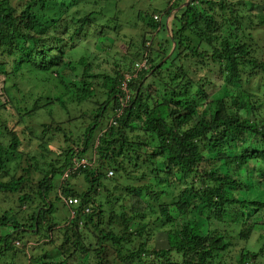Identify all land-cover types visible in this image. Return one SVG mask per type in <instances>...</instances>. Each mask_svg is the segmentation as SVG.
Wrapping results in <instances>:
<instances>
[{"label":"trees","instance_id":"16d2710c","mask_svg":"<svg viewBox=\"0 0 264 264\" xmlns=\"http://www.w3.org/2000/svg\"><path fill=\"white\" fill-rule=\"evenodd\" d=\"M163 1L134 15L119 0H0V196L17 203L2 208L0 197V264H264V1L255 13L249 0ZM121 26L139 36L119 35ZM111 34L107 53L93 47L75 61L79 45ZM40 74L58 78L62 110L63 97L79 107L65 122L85 126L73 141L79 126L41 124L40 152L25 154L17 124L39 110L52 117L54 103L21 106L7 83ZM60 132L66 147L50 151L47 136ZM81 157L89 166L63 178ZM80 178L82 192L70 183ZM54 198L67 219H57Z\"/></svg>","mask_w":264,"mask_h":264},{"label":"rangeland","instance_id":"374dc122","mask_svg":"<svg viewBox=\"0 0 264 264\" xmlns=\"http://www.w3.org/2000/svg\"><path fill=\"white\" fill-rule=\"evenodd\" d=\"M252 3V7H251V12L255 13L257 11H259L260 9H262L261 5L256 4L257 2H261L263 3L264 0H249ZM165 6V1L163 0H119V5L118 8L120 9H127L129 7H133L135 9V11H133L134 15L136 10L139 9H144V12L149 13L152 12V10H162L163 7ZM98 7H100L99 9H97ZM97 10H101V9H105L106 6L103 4V2L101 1L98 6H97ZM106 10V9H105ZM128 14H132L131 11H127L126 12V16ZM110 16H112L110 13H106V15L104 14V18L105 20H107ZM99 23L103 22L102 19L98 20ZM140 23V22H139ZM123 33H127V35L130 34H135L137 37L139 36V32L138 30H136L134 33L130 31V29L128 27H122L119 28L118 30V34H123ZM255 37H260V34H254ZM136 36H133L136 39ZM115 36H113V34L110 35V37L107 36L106 37H102L99 38L98 40H88L87 42H85L87 44L88 49L84 48V44L83 45H79V47L76 48V52L77 55L74 58L75 61L78 59V57L81 54H86L87 53L84 52V50H88L90 51V48H95L92 49L93 51H95V55L97 56H101V54H105L107 52H105V49H103V46H101V43L105 46H111L112 43H115L114 41L116 40L114 38ZM133 38V39H134ZM134 39V40H135ZM117 45V44H115ZM118 50H121L122 52H125L127 49L126 47L123 45L122 42L118 43L117 46ZM98 50V51H96ZM106 56V55H105ZM104 61V56L100 57L98 60H96V62H103ZM95 62V63H96ZM111 67V63L107 66V68ZM71 77H73V75L71 74ZM58 78L54 75V74H47V75H26L24 77H20L17 79L12 80L11 82L7 83V87L9 92L11 93V95L17 99V101H19V105L21 106H30L33 104L34 100L36 99L38 101V105L37 106H44L47 105L49 103H54V105L51 107L52 109V117L51 115H49L45 110H39L37 113V116H35V118L32 119H27L26 120V124L21 125V124H17V120L18 118L16 117V121L13 119V114H15L14 109L8 110L9 114H10V120L12 125H10V127H15V123L17 124V129L18 131H22L21 136L23 138V145L21 147V151L24 152L25 154H28L29 152H33V154H38L40 152L39 149V144L40 141H38L37 139L34 138L35 135H37L38 137H41L42 134V127L41 124H50L51 121H55V123L52 124V126L57 125L56 123H59L58 125L61 126V128L65 129L66 132L69 131L74 125L75 126H79L80 127V131L74 132V136L73 138H75V140L73 141H77L78 137H76V133L81 134L83 132V128L85 125H82L78 120H75L73 122H69L66 123L65 121L68 118H72V117H76L77 115H80L81 112L78 111L79 107H76L75 101L72 100L71 98H64V103L65 106L67 107L68 112L62 110V107L59 105L58 102H56V98L61 95V87L58 83ZM16 85L13 86V85ZM229 90V88H228ZM225 91H227L226 88H222L218 93L215 94L214 98L215 99H219V98H223L225 97ZM55 100V102H53ZM112 116L111 111L105 115V118H103L101 121H99V126L95 131V136L94 139L102 132L106 129V127L108 126L110 117ZM53 119V120H52ZM85 123V122H84ZM13 127V128H14ZM30 128L31 132L29 131L28 128ZM61 133V132H60ZM59 134V133H58ZM47 138H49L48 143L49 145L47 146V149H49L50 151H54V149H57L59 146L62 147H66V144L64 143V137L62 135V133L60 135H57L56 133L54 135L51 136V134H49L47 136ZM94 139L91 143V145H89L88 148V155H90V153L93 151L94 145ZM227 154H230V150L227 151ZM51 158H55L54 153L52 152V155H48L46 158H44V160H42L41 158H39V163L41 166L42 163L46 162H50ZM24 165V164H23ZM36 179H37V175L34 174ZM70 183L73 185V187L75 188L76 191L78 192H82L83 190H85V188L87 187V185L85 184L84 180L82 178L80 179H76L74 181H70ZM2 199V203H1V207L2 208H6L8 209L9 207H14L15 205H17V203H15L16 198L8 195V196H4L1 195L0 196ZM53 203V210H54V214L57 216V219L59 221L65 220L67 219V217L70 216V210L68 209L67 206H64L62 204V202L60 201H56L55 198L52 200ZM137 204V202L135 201V198L132 199L131 201H129V204ZM194 215V214H192ZM190 216L191 218H194V216ZM262 217H264V215H262ZM261 217V218H262ZM198 221L201 225V229L204 230L206 228V223L203 219H201L200 217L198 218ZM262 222H264V218H262L261 220ZM262 231L264 232V227L262 228ZM261 231V232H262ZM8 230H2V233H7ZM260 232V233H261ZM59 237L57 239V244H59L61 242V235L58 234ZM83 237L85 239V241L87 242V240H90V243L94 242V239L92 238V236L85 230L83 232ZM255 236L252 238V243L254 244L255 242ZM34 239V238H32ZM31 239V240H32ZM154 243L155 244H162L160 237H158L156 239V237L154 238ZM89 242H87V244H89ZM44 250L48 252V256L50 258V260L52 261H59L62 259V257L60 256L59 252L51 247V246H46L44 247ZM43 250V251H44ZM40 253L42 250H39ZM79 264V263H78Z\"/></svg>","mask_w":264,"mask_h":264},{"label":"built area","instance_id":"2783aa9c","mask_svg":"<svg viewBox=\"0 0 264 264\" xmlns=\"http://www.w3.org/2000/svg\"><path fill=\"white\" fill-rule=\"evenodd\" d=\"M155 19H157L156 16H155ZM145 66H147V63L144 60V61L140 62V64L136 65V69L139 70V69H141V68H143ZM132 78H133V75H131V74L125 76V82H123V89H124V91H126L125 90V87H126L127 82H129ZM87 166H89V159L88 158L81 157L79 159H75V160L72 161V165L69 166L67 168V170L64 172L63 178H66L69 174H71V172H75L76 170H78L80 168H86ZM112 174H113V172L111 170L107 172V176L108 177H111ZM66 203L68 205L76 204L77 203V200L76 199L69 198V199H67Z\"/></svg>","mask_w":264,"mask_h":264}]
</instances>
